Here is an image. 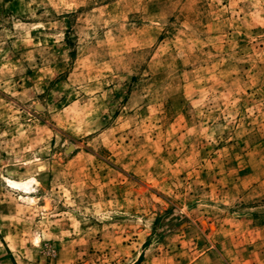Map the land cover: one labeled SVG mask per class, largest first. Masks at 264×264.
<instances>
[{"label":"rangeland","instance_id":"obj_1","mask_svg":"<svg viewBox=\"0 0 264 264\" xmlns=\"http://www.w3.org/2000/svg\"><path fill=\"white\" fill-rule=\"evenodd\" d=\"M196 263L264 264V0H0V264Z\"/></svg>","mask_w":264,"mask_h":264},{"label":"crops","instance_id":"obj_2","mask_svg":"<svg viewBox=\"0 0 264 264\" xmlns=\"http://www.w3.org/2000/svg\"><path fill=\"white\" fill-rule=\"evenodd\" d=\"M250 235V234H249ZM244 237V236H243ZM249 237V236H248ZM247 251L248 250H246V249H241V255H244V256H246V255H248V256H251V255H254V254H259V252L257 251V250H250V252H248V254H247ZM196 264H199V263H196ZM227 264H231V263H227Z\"/></svg>","mask_w":264,"mask_h":264},{"label":"bare ground","instance_id":"obj_3","mask_svg":"<svg viewBox=\"0 0 264 264\" xmlns=\"http://www.w3.org/2000/svg\"><path fill=\"white\" fill-rule=\"evenodd\" d=\"M12 184H14L15 186H17V187H21V188H25L26 190H28L29 188H28V185L27 184H19V183H15V182H12Z\"/></svg>","mask_w":264,"mask_h":264}]
</instances>
